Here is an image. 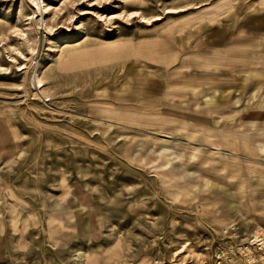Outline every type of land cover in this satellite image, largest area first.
<instances>
[{
  "label": "rangeland",
  "instance_id": "1",
  "mask_svg": "<svg viewBox=\"0 0 264 264\" xmlns=\"http://www.w3.org/2000/svg\"><path fill=\"white\" fill-rule=\"evenodd\" d=\"M219 251L264 264V0H0V264Z\"/></svg>",
  "mask_w": 264,
  "mask_h": 264
},
{
  "label": "built area",
  "instance_id": "2",
  "mask_svg": "<svg viewBox=\"0 0 264 264\" xmlns=\"http://www.w3.org/2000/svg\"><path fill=\"white\" fill-rule=\"evenodd\" d=\"M234 261L237 258L238 254L239 255H244L246 258L247 263H251L252 261H255V254H254V245L252 244H246L244 246L242 245H234ZM224 251H219L216 255V264H223V256H224Z\"/></svg>",
  "mask_w": 264,
  "mask_h": 264
},
{
  "label": "bare ground",
  "instance_id": "3",
  "mask_svg": "<svg viewBox=\"0 0 264 264\" xmlns=\"http://www.w3.org/2000/svg\"><path fill=\"white\" fill-rule=\"evenodd\" d=\"M39 81L38 82H40L41 83V80L40 79H38Z\"/></svg>",
  "mask_w": 264,
  "mask_h": 264
}]
</instances>
